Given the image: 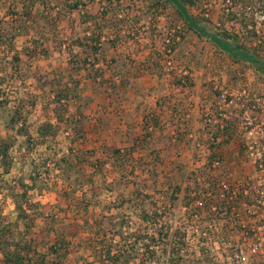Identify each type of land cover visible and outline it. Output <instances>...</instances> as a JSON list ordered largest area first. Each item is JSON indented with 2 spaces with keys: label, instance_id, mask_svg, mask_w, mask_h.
I'll list each match as a JSON object with an SVG mask.
<instances>
[{
  "label": "rangeland",
  "instance_id": "obj_1",
  "mask_svg": "<svg viewBox=\"0 0 264 264\" xmlns=\"http://www.w3.org/2000/svg\"><path fill=\"white\" fill-rule=\"evenodd\" d=\"M23 1L0 0L3 32L14 43V49L2 45L0 50L8 99L0 108V134L12 138L9 171L0 176V216L12 221L15 239H31L34 250L45 251L56 234H49L47 225H54L69 242L64 264H108L94 251L98 240L114 224L124 223L125 233L141 223L145 228L138 204L148 210L156 206L162 214L158 227L173 230L187 222L184 195L196 175L200 183L214 177L220 184L253 176L248 150L235 135L224 145L222 161L211 165L206 164L207 141L222 105L216 92L256 90L264 72L230 58L164 1L93 0L83 11L68 12L63 0H33L35 15L27 19L17 15ZM194 5L190 14L216 30L211 20L196 14ZM99 33L94 55L72 41L78 37L87 42L91 36V43ZM77 53L88 56L81 69L70 62ZM14 106L22 108L30 137L9 127ZM49 120L54 131L40 133ZM135 138V151L125 157L129 165L121 174L112 149ZM12 192L26 208L29 200L35 208L34 216L27 208L32 218L18 215ZM210 223L217 234H203L190 225L187 237L197 247L206 241L213 264L239 263L232 251L240 235H229V245L222 243L220 235L231 233L230 225ZM91 224H100L96 240ZM147 227L150 231L152 225ZM253 252L248 250L252 259ZM158 253L164 256L159 248Z\"/></svg>",
  "mask_w": 264,
  "mask_h": 264
},
{
  "label": "trees",
  "instance_id": "obj_2",
  "mask_svg": "<svg viewBox=\"0 0 264 264\" xmlns=\"http://www.w3.org/2000/svg\"><path fill=\"white\" fill-rule=\"evenodd\" d=\"M89 1L93 0H63V5L68 12H73L75 10L83 11L82 9ZM106 1L112 4L120 0ZM156 1L158 3H161V1L170 3L190 28L199 34L203 33L206 37L213 40L230 58L234 60H244L252 64L257 70L264 72V58L258 57L254 52L244 47L238 42L234 34L227 32V30H209L206 25L199 22L197 17L190 14L189 6L196 4L198 0ZM42 3H46V1H42ZM33 4V0H24L21 2V9L17 15L25 19L34 16L35 14H33L31 10ZM105 12L106 11L103 13ZM14 13L16 12L14 11ZM3 29V19L0 17V50L2 45H8V49L12 50L14 49L12 38L4 34ZM101 36L102 34L99 33L96 38L92 37L91 43L88 42L91 36L87 39V42L80 41L81 39L79 40L78 37L72 41L73 43H78L81 47L87 46V48L90 49L83 51L87 55H94L98 51V43L100 42ZM87 55L82 57L81 54L79 55V53H77L70 62L76 69H81L84 67V64L89 61L87 60ZM80 58L81 60H79ZM2 68V61L0 59V108L6 106L8 101L7 96L4 94L6 75ZM65 83L67 82L63 84L65 85ZM60 84H62V82H60ZM60 90L65 91V88L62 87ZM216 93L219 94V91ZM53 97L57 102H60L61 96L59 91H55ZM54 108L58 116L59 108L58 106H54ZM25 120V115L22 112V108L19 106H14L9 112V127L15 129L18 133L30 137L28 130L24 127ZM145 126H147V122ZM39 131L42 134L54 131L52 122L50 120L44 121ZM210 132L212 139L207 141V148L209 149L206 156L207 165L213 164L214 161L219 163L222 161L224 145L234 133L230 123L227 121L222 127H220L219 123H216L214 129L210 130ZM134 143L136 144V138L134 142L128 146L123 148L114 147L112 149L114 159L121 169V174L124 173L129 165V161L126 160L127 158L125 157L135 151ZM11 146L12 138L10 134L9 136H2L0 134V176L2 173L9 171ZM251 182L252 181L247 179V177H244L235 184H220L216 178L211 177L206 182L200 183L199 176L196 175L193 179L189 180L186 186L187 190L184 195L186 197L184 206L187 222L184 226H176L173 230H170L171 227L169 225L161 224L162 226L158 227V217L162 215L160 212H157L158 208L154 206L151 210H148L138 204L137 207L140 209V214L138 215L141 217L142 221H146L145 224H147V226L152 225L150 231L147 226L142 228L141 223L129 230L128 233H125L123 229L124 223H120L118 226L114 224L110 229L111 231L108 230L109 233L105 230L102 234V239L104 238L103 240L106 241L98 240L99 250L94 251L101 252L102 258H104L108 264H129V262L132 264H213V257L210 254L211 251L209 250V246L204 244L206 241H203V244L197 247L195 241L187 237L186 228L191 225L194 231L199 227L203 234L212 233L214 235L219 231L214 230L216 226L210 222H214L215 220L218 222L222 221V226H225V228L230 225L231 233H229L228 230L222 231L220 235L222 237L221 242H226V244L229 245V241H231L229 235H240L243 229L242 221L244 218L248 217L246 210L241 208V205L243 200H247L248 202L252 200V197L243 193L244 188H252L253 185ZM200 184H202V186H200ZM191 188L193 193L190 191ZM20 195L26 198L25 191L21 192ZM12 196L18 215L25 218H32L35 208L29 204V200H25V205H27L28 209L32 210L30 213H33V216H30L32 214H29L27 208L24 206V202L17 199V193L12 192ZM174 197L173 194L172 199H174ZM170 202L172 203L174 200ZM90 227L92 239L101 235L98 231L100 224H91ZM52 230L56 231V234L52 237V240L48 242L46 250L36 251L32 248L31 239H15L12 221L0 216V264H64L63 261H65L69 250V242L66 240L65 235L57 234L58 231L54 225H47V232H49V234ZM116 236H118V239L115 238ZM158 248L163 252L164 256L158 253ZM70 264L77 263L70 262Z\"/></svg>",
  "mask_w": 264,
  "mask_h": 264
},
{
  "label": "built area",
  "instance_id": "obj_3",
  "mask_svg": "<svg viewBox=\"0 0 264 264\" xmlns=\"http://www.w3.org/2000/svg\"><path fill=\"white\" fill-rule=\"evenodd\" d=\"M194 6L196 14L211 20L216 30L224 27L221 30L234 34L244 47L264 58V0H204ZM256 82V90L242 87L219 91L217 97L222 105L212 118L220 127L226 121L230 123L238 143L248 150L255 170L253 176H245L253 186L244 188L243 193L252 200H243L241 205L248 217L242 221L243 229L237 238L240 242L232 251L239 259L235 264H264V82ZM249 249L256 252L254 259Z\"/></svg>",
  "mask_w": 264,
  "mask_h": 264
}]
</instances>
